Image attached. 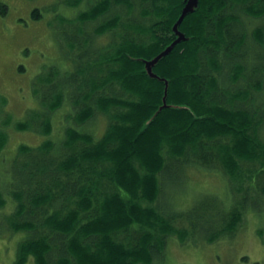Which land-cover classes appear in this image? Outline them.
I'll return each mask as SVG.
<instances>
[{"label":"trees","instance_id":"obj_1","mask_svg":"<svg viewBox=\"0 0 264 264\" xmlns=\"http://www.w3.org/2000/svg\"><path fill=\"white\" fill-rule=\"evenodd\" d=\"M188 1L69 3L86 4L78 19L97 24L93 34L84 23L64 34L76 47L73 69L51 68L36 93L46 89L42 100L51 110L73 99L81 127L98 114L108 125L97 139L68 127L59 155L49 140L23 146L8 185L16 208L7 221L29 233L15 264L31 256L36 264H152L175 229L171 220L184 216L157 206L167 169L220 163L237 176L242 159L260 160L264 169V141L256 130L262 119L247 106L259 100L253 90L264 94V0H198L178 26L184 38L153 66V76L147 61L178 39L174 26ZM39 13L34 9L35 17ZM109 32L110 43L99 46L98 37ZM44 131H51L49 122ZM7 140L0 130V154ZM104 180L114 191L104 190ZM4 200L0 192V206ZM214 207L220 216L223 209ZM240 213L231 212V224L214 237L233 230Z\"/></svg>","mask_w":264,"mask_h":264},{"label":"rangeland","instance_id":"obj_2","mask_svg":"<svg viewBox=\"0 0 264 264\" xmlns=\"http://www.w3.org/2000/svg\"><path fill=\"white\" fill-rule=\"evenodd\" d=\"M95 1L84 0L88 5ZM72 2L0 0V130L8 137L0 154V192L5 199L0 206V264H15L20 242L29 236L26 231L13 230L7 221L16 208L8 185L16 160L24 158L23 146L38 148L49 140L54 142L53 153L59 155L65 152L68 127L88 131L97 139L108 125L106 116L98 114L81 127L74 119L73 99L67 98L63 106L51 110L42 100L46 89L39 88V94L36 93L37 86L47 84L46 80L42 84L39 80L43 75L48 77L51 68L73 69L76 47L70 45L64 34L73 35L84 23L78 15L86 4L74 7L69 4ZM36 8L40 10L38 17L33 15ZM84 24V29L93 34L97 21ZM111 38L112 32L105 33L98 37V45L105 47ZM257 93L252 91V95ZM258 94L254 96L259 100L250 101L247 106L262 119L256 130L264 141V94ZM18 122L29 123V128L18 129ZM46 122L51 124L48 134L44 131ZM174 160L177 159L167 156L168 162ZM239 163L237 176L228 173L220 163L213 169L191 162L178 163L164 172L157 206L164 208L166 215H190L199 228L192 229L189 217L169 220L175 229L166 237L164 248L159 245L160 253L152 264H264V169L260 160L242 159ZM102 185L106 192L115 189L106 180ZM216 204L223 209L220 216L216 215ZM235 209L242 213L234 229L214 237L231 224L230 215ZM25 264L36 263L31 256Z\"/></svg>","mask_w":264,"mask_h":264},{"label":"water","instance_id":"obj_3","mask_svg":"<svg viewBox=\"0 0 264 264\" xmlns=\"http://www.w3.org/2000/svg\"><path fill=\"white\" fill-rule=\"evenodd\" d=\"M198 6V0H189L187 3V6L184 8L183 14L180 17V19L178 20V22L175 24L174 29L177 31V33L179 34V37L177 40H175L165 51H163L161 54H159L157 57H155L153 60L147 61V69L149 71V73L153 76H155V74L153 73V66L159 61V59H161L164 55L168 54L173 47L184 38V35L179 31L178 26L181 23V21L183 20V18L185 17V15L191 11H193L196 7Z\"/></svg>","mask_w":264,"mask_h":264}]
</instances>
